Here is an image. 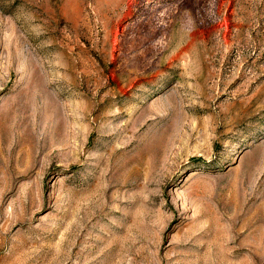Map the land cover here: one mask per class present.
Here are the masks:
<instances>
[{"label":"rangeland","instance_id":"374dc122","mask_svg":"<svg viewBox=\"0 0 264 264\" xmlns=\"http://www.w3.org/2000/svg\"><path fill=\"white\" fill-rule=\"evenodd\" d=\"M0 264H264V0H0Z\"/></svg>","mask_w":264,"mask_h":264}]
</instances>
